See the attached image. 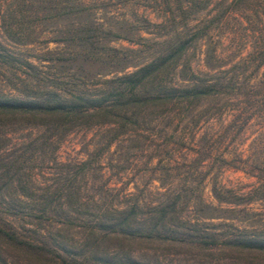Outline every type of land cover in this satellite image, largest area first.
I'll return each instance as SVG.
<instances>
[{
	"label": "rangeland",
	"instance_id": "1",
	"mask_svg": "<svg viewBox=\"0 0 264 264\" xmlns=\"http://www.w3.org/2000/svg\"><path fill=\"white\" fill-rule=\"evenodd\" d=\"M195 28L201 38L165 80L180 83L191 70L220 64L229 67L226 75L237 74L239 87L264 98V61L258 68L256 60L230 66L252 47L264 54V0H0V53L13 57L0 60V95L47 86L96 92ZM230 120L225 111L193 123L148 109L125 131L118 124L75 126L56 147L42 140L40 125L0 123V226L49 246L74 243L102 208L135 203L146 215L178 192L175 210L184 221L174 239L126 242L141 259L264 264L258 252L193 241L264 230V102L240 131ZM212 186L227 199L214 196ZM41 199L50 203L37 218L25 206ZM5 241L0 235L6 264H41Z\"/></svg>",
	"mask_w": 264,
	"mask_h": 264
},
{
	"label": "trees",
	"instance_id": "2",
	"mask_svg": "<svg viewBox=\"0 0 264 264\" xmlns=\"http://www.w3.org/2000/svg\"><path fill=\"white\" fill-rule=\"evenodd\" d=\"M245 1L247 0H230L235 5ZM197 37L200 34L195 28L168 40L150 59L111 78L108 80L109 86L96 92H65L47 86L31 91V94H1L0 123L24 120L40 125L42 140L52 147H56V141L75 126L118 124L123 127L121 131H125L127 127L136 124L148 109L155 110L156 116L171 114L178 119L186 117L193 123H197L201 117H219L225 111L231 115L230 121L237 122L235 132H238L258 111L264 98H256L253 90L239 87L235 72L225 74L229 67H221L220 64L205 65V69H199L200 71L191 70V76L180 83L167 82L163 77L166 70L175 65ZM261 51L252 47L230 66L239 65L246 60H256L254 65L258 68L264 61ZM10 55L2 52L0 60H13ZM24 63L30 64L28 61ZM232 99L235 100L234 103H223L224 100ZM116 135L117 133L113 137ZM212 191L214 196L227 199L214 186ZM179 197L178 192H173L169 199L153 204L146 215L140 212L135 203L102 208L74 243L57 240H54L57 241L54 242L55 246L37 243L30 238L19 237L11 226H0V235L5 238L6 243L22 250L24 257L35 259L41 264H161L153 263V259H141L126 242L143 237L174 239V227L184 221L180 220L175 210ZM49 203L41 199L37 203L30 202L25 207L37 210L40 213L36 215L38 218ZM14 205L11 203L8 207L14 209ZM212 234L195 236L193 241L203 245L222 244L229 248L264 254V230L252 232L236 229L222 237ZM4 251L3 246H0V263L6 264L10 258Z\"/></svg>",
	"mask_w": 264,
	"mask_h": 264
}]
</instances>
